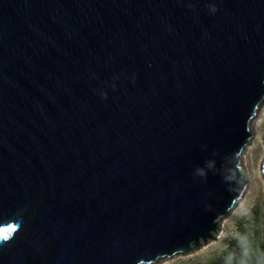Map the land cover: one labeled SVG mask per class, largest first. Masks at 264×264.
<instances>
[{
    "label": "water",
    "instance_id": "1",
    "mask_svg": "<svg viewBox=\"0 0 264 264\" xmlns=\"http://www.w3.org/2000/svg\"><path fill=\"white\" fill-rule=\"evenodd\" d=\"M263 100L264 0H0V264L216 239Z\"/></svg>",
    "mask_w": 264,
    "mask_h": 264
},
{
    "label": "rangeland",
    "instance_id": "2",
    "mask_svg": "<svg viewBox=\"0 0 264 264\" xmlns=\"http://www.w3.org/2000/svg\"><path fill=\"white\" fill-rule=\"evenodd\" d=\"M252 137L242 153V164L248 187L233 210L222 219L217 238L189 254L162 258L153 264H190L215 257L222 249L241 235L239 225L246 235H251L257 227L264 236V100L250 124Z\"/></svg>",
    "mask_w": 264,
    "mask_h": 264
},
{
    "label": "trees",
    "instance_id": "3",
    "mask_svg": "<svg viewBox=\"0 0 264 264\" xmlns=\"http://www.w3.org/2000/svg\"><path fill=\"white\" fill-rule=\"evenodd\" d=\"M241 236L235 238L215 257L205 261H192L190 264H264V236L259 228L246 235L239 225Z\"/></svg>",
    "mask_w": 264,
    "mask_h": 264
},
{
    "label": "snow or ice",
    "instance_id": "4",
    "mask_svg": "<svg viewBox=\"0 0 264 264\" xmlns=\"http://www.w3.org/2000/svg\"><path fill=\"white\" fill-rule=\"evenodd\" d=\"M15 226H11L9 229H0V238L7 239L10 231H14Z\"/></svg>",
    "mask_w": 264,
    "mask_h": 264
},
{
    "label": "clouds",
    "instance_id": "5",
    "mask_svg": "<svg viewBox=\"0 0 264 264\" xmlns=\"http://www.w3.org/2000/svg\"><path fill=\"white\" fill-rule=\"evenodd\" d=\"M211 11H213V12H214V11H215V8L213 7V8L211 9Z\"/></svg>",
    "mask_w": 264,
    "mask_h": 264
}]
</instances>
